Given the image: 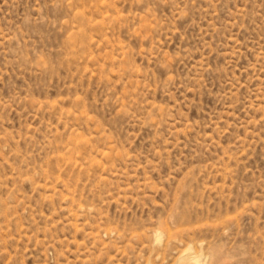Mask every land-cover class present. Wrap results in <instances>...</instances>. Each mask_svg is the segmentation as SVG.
Returning <instances> with one entry per match:
<instances>
[{"label":"rangeland","instance_id":"rangeland-1","mask_svg":"<svg viewBox=\"0 0 264 264\" xmlns=\"http://www.w3.org/2000/svg\"><path fill=\"white\" fill-rule=\"evenodd\" d=\"M264 264V0H0V264Z\"/></svg>","mask_w":264,"mask_h":264},{"label":"bare ground","instance_id":"bare-ground-1","mask_svg":"<svg viewBox=\"0 0 264 264\" xmlns=\"http://www.w3.org/2000/svg\"><path fill=\"white\" fill-rule=\"evenodd\" d=\"M191 260H192V262H193L192 264H198L197 259L194 258V259H191Z\"/></svg>","mask_w":264,"mask_h":264}]
</instances>
